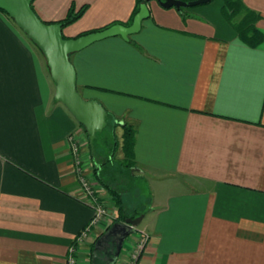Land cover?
<instances>
[{
	"label": "crops",
	"instance_id": "1",
	"mask_svg": "<svg viewBox=\"0 0 264 264\" xmlns=\"http://www.w3.org/2000/svg\"><path fill=\"white\" fill-rule=\"evenodd\" d=\"M242 2L264 35V0ZM147 5L150 17L128 41L108 38L71 57L82 97L117 124L116 163L126 160L122 126L136 129L131 171L145 180L148 208L115 264H128L141 231L149 243L139 264H264V40L246 45L224 0L185 9L186 19ZM33 6L48 23L84 9L63 28L71 39L129 26L138 0ZM55 93L42 52L0 10V264H66L94 217L71 140L89 179L98 161ZM122 222L98 223L77 246V264H92L90 245Z\"/></svg>",
	"mask_w": 264,
	"mask_h": 264
},
{
	"label": "water",
	"instance_id": "2",
	"mask_svg": "<svg viewBox=\"0 0 264 264\" xmlns=\"http://www.w3.org/2000/svg\"><path fill=\"white\" fill-rule=\"evenodd\" d=\"M157 1L166 9H188L209 4L212 0H145L135 15L132 24L112 25L104 30L91 32L77 38H65L60 23L44 22L32 8L31 0H0V10L4 11L22 30L27 38L42 52L51 78L56 85L54 101L63 104L75 120L86 130L91 149L97 135L107 127L108 111L95 100H85L77 87V73L72 63V55L92 44L113 37L129 38L140 32L142 23L150 17L147 3ZM143 216L126 219L109 228L97 242L93 252L92 264H115L126 240L135 233ZM108 237L110 250H102V242ZM104 256L109 259L105 260Z\"/></svg>",
	"mask_w": 264,
	"mask_h": 264
},
{
	"label": "trees",
	"instance_id": "3",
	"mask_svg": "<svg viewBox=\"0 0 264 264\" xmlns=\"http://www.w3.org/2000/svg\"><path fill=\"white\" fill-rule=\"evenodd\" d=\"M224 1H225V6L223 8V14H224L225 18L228 20V22H230L232 24V26L234 27V29L238 33L239 38L246 45H248L250 47H257L258 45H260L264 40L263 33L256 26L257 21L260 19V15H258L255 11H252V10L246 8V6L243 4L242 0H224ZM31 2H32V8L34 9V6H33L34 0H31ZM144 2H145V0H138V8L136 10L135 15L139 12L141 4H143ZM184 10H185V8H182L178 11L181 13L183 18L186 19L187 15L184 12ZM83 11H84V9L81 10L80 12L76 13V12H74V9L71 8L70 13L68 14L66 19H64L60 22H53V23H60V24H62V26L64 28V27L74 23L76 20H78L81 17ZM135 15H134V17H135ZM240 15L242 16L241 20L239 22H237L236 18ZM134 17H133V19H134ZM133 19H132V22H133ZM132 22H131V24H132ZM94 32H96V31H94ZM107 122H108V124H107V127L105 128V130L102 133L98 134L97 138L94 141V149L92 150L91 146H90L92 158L97 159L98 155H97L96 145H97L98 136L102 135L103 133H107V131L109 130V128L111 126V123L113 122V125H112L113 129H112V131H110L112 134V138H113L112 139L113 141L110 144V151L106 157H103V159H105V160L102 162V164H101V166H99V168H102L103 165H111V164L116 163L115 162V153L119 148V142H118L117 136L115 134V128H116L117 124L114 123L115 122L114 117L110 113H108ZM122 129L124 131L122 150L125 154L126 160L124 163L119 164V165L124 166L131 173L132 168L135 166V164L133 162V158H134V147H135V143H136V129H135V127L128 125V124H124L122 126ZM96 167L98 168V166H96ZM103 167H105V166H103ZM99 168L96 169L97 170L96 171L97 181L100 183V185L102 187H104L106 190H108V192L111 194V196L114 197L115 203L118 207V213H119V217L117 218V221H120V220L125 221L126 219H129V218L135 219L136 217H138V215L127 213V210L123 206L121 199L119 200L118 193L115 190H113L112 188H110L109 184L104 182L103 178L99 175V172H98Z\"/></svg>",
	"mask_w": 264,
	"mask_h": 264
},
{
	"label": "rangeland",
	"instance_id": "4",
	"mask_svg": "<svg viewBox=\"0 0 264 264\" xmlns=\"http://www.w3.org/2000/svg\"><path fill=\"white\" fill-rule=\"evenodd\" d=\"M112 125L113 122L111 123V126L107 131V133H103L102 135L98 136L97 139L96 150H97V155L99 157V158L97 157L98 168L105 160L103 159V157H106L110 151V144L113 141L112 134L110 132L113 129ZM119 130L121 131L120 128ZM84 132H85V138L89 144V138L85 129ZM103 166L102 168H99L98 171L99 175L103 178L104 182L109 184L110 188H112L118 193L119 200L121 199V202L123 203V206L126 208L127 213L139 215V212L141 210L143 209L147 210L148 188L145 183V180L140 177H133L132 171L130 173L127 168H125L124 166H120L118 163H114L111 165H103ZM98 168L95 166L94 167L91 166L90 168V171L92 170V172H90V174H92L90 175V179L92 181H90V179L85 175L84 176L86 177L87 180H89L91 184V190L94 192L95 196L98 197L99 203L102 204L103 206L105 215L103 216L104 218H102V220L108 221L112 225L117 220V217L119 215L118 207L115 203L114 197L111 196L108 190L102 187L100 183L97 181L96 169ZM137 238H139V236ZM95 243L96 242L90 245V250L88 253L90 257V261L92 260V254ZM135 247L136 246H134V248L130 252H133ZM130 261H131V257L129 258V262Z\"/></svg>",
	"mask_w": 264,
	"mask_h": 264
},
{
	"label": "built area",
	"instance_id": "5",
	"mask_svg": "<svg viewBox=\"0 0 264 264\" xmlns=\"http://www.w3.org/2000/svg\"><path fill=\"white\" fill-rule=\"evenodd\" d=\"M72 141V151L74 154V157L77 161L78 166V175L80 178V182L82 184L83 190L86 193V195L90 198L92 208L94 209V217L90 224L84 228V230L78 235L73 245L69 248L68 257H67V263L66 264H77V246L80 244H83L90 236L92 229L98 225V223L101 222L103 216L105 215V211L103 209L102 204L99 203L98 197L95 196L94 192L91 190V184L89 180L86 179L87 175L84 174V171L81 168V160H80V150L78 145ZM86 177H85V176ZM137 230V229H136ZM135 230V232H136ZM139 238L136 239L135 243V249L133 252H131L132 255L131 261L129 264H139L140 259L142 258L147 245L149 243V235L143 231L139 233Z\"/></svg>",
	"mask_w": 264,
	"mask_h": 264
},
{
	"label": "flooded vegetation",
	"instance_id": "6",
	"mask_svg": "<svg viewBox=\"0 0 264 264\" xmlns=\"http://www.w3.org/2000/svg\"><path fill=\"white\" fill-rule=\"evenodd\" d=\"M107 239H108V237H105V238H104V241L102 242V247H101L102 250H104L105 247L110 246V245L106 242Z\"/></svg>",
	"mask_w": 264,
	"mask_h": 264
}]
</instances>
